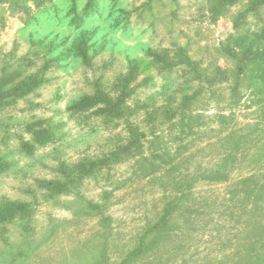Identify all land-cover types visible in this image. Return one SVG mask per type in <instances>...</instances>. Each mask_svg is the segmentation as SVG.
<instances>
[{"label":"rangeland","instance_id":"rangeland-1","mask_svg":"<svg viewBox=\"0 0 264 264\" xmlns=\"http://www.w3.org/2000/svg\"><path fill=\"white\" fill-rule=\"evenodd\" d=\"M256 1L0 0V264H264Z\"/></svg>","mask_w":264,"mask_h":264},{"label":"trees","instance_id":"trees-1","mask_svg":"<svg viewBox=\"0 0 264 264\" xmlns=\"http://www.w3.org/2000/svg\"><path fill=\"white\" fill-rule=\"evenodd\" d=\"M256 2H260V3H263L264 2V0H257ZM261 37H262V39L264 40V29L262 30V32H261ZM258 54V52L256 53V55ZM255 59V55H253V57H252V59H251V61H257V59L256 60H254ZM260 72H261V74L262 75H264V68H261V70H260ZM4 87H5V83H4V81L2 80L1 82H0V98L1 97H3L4 96ZM0 104H1V102H0ZM15 204V203H14ZM14 204H10L12 207H14ZM91 205H92V207H96V206H98L97 204H93V203H91ZM8 211V210H7ZM146 250V247L144 246V241L142 242V243H140V245L137 247V248H135L134 250H132L131 252H129L128 253V255L126 256V258H125V260L123 261V263H128L129 261H131L134 257H136V255H139V253H141V252H144Z\"/></svg>","mask_w":264,"mask_h":264}]
</instances>
